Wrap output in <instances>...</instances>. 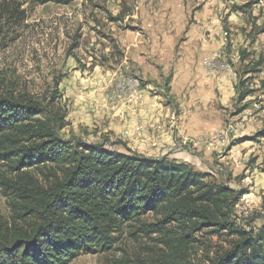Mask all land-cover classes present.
<instances>
[{"label": "rangeland", "instance_id": "rangeland-1", "mask_svg": "<svg viewBox=\"0 0 264 264\" xmlns=\"http://www.w3.org/2000/svg\"><path fill=\"white\" fill-rule=\"evenodd\" d=\"M133 78L149 123L128 115L134 92L110 98ZM0 86L45 107L57 93L63 141L187 164L241 193L236 224L264 226V0H0ZM11 219L0 180V225ZM138 228L125 224L110 252L68 264H154L157 235Z\"/></svg>", "mask_w": 264, "mask_h": 264}, {"label": "trees", "instance_id": "trees-1", "mask_svg": "<svg viewBox=\"0 0 264 264\" xmlns=\"http://www.w3.org/2000/svg\"><path fill=\"white\" fill-rule=\"evenodd\" d=\"M56 94L45 107L0 86V165L11 173L0 170V180L12 211L0 225V264H68L108 253L129 223L157 235L154 264H264V226L246 231L233 219L241 193L184 163L63 141ZM149 214L155 222H142ZM206 237L226 238L227 246Z\"/></svg>", "mask_w": 264, "mask_h": 264}, {"label": "crops", "instance_id": "crops-1", "mask_svg": "<svg viewBox=\"0 0 264 264\" xmlns=\"http://www.w3.org/2000/svg\"><path fill=\"white\" fill-rule=\"evenodd\" d=\"M143 92H144L143 89L138 88L137 92L134 91V93L129 98L124 100V103L126 104V108L129 111L128 115L130 117H132V115H134L135 117L139 116L137 120L140 122V124H144V122H147L148 120L147 118L152 116V114H150L151 109L149 107V103L148 105H145L146 97L144 96ZM141 93L143 94V99H144L143 102H140L137 100V96L140 95ZM133 109H134V112H133ZM151 118H153V116Z\"/></svg>", "mask_w": 264, "mask_h": 264}, {"label": "bare ground", "instance_id": "bare-ground-1", "mask_svg": "<svg viewBox=\"0 0 264 264\" xmlns=\"http://www.w3.org/2000/svg\"><path fill=\"white\" fill-rule=\"evenodd\" d=\"M131 81L137 85V89H138L139 88V81L137 79H134ZM118 83L116 84V86L118 85ZM114 91H116V87H115ZM134 91H136L135 88H126L125 89V85H118V92H121V93H114L113 97L119 98V96H121V97L125 98V97L129 96L130 94H132Z\"/></svg>", "mask_w": 264, "mask_h": 264}, {"label": "built area", "instance_id": "built-area-1", "mask_svg": "<svg viewBox=\"0 0 264 264\" xmlns=\"http://www.w3.org/2000/svg\"><path fill=\"white\" fill-rule=\"evenodd\" d=\"M205 65H206L209 69H214V68H215V64L212 63L211 61L206 62ZM118 85H125V89H126V88H135V90H136V92H137V85H136L134 82H132L131 80L120 81V82L118 83ZM118 85L116 86V91H114V92L112 93V95H111L110 98L113 97V94H114V93H121V92H118Z\"/></svg>", "mask_w": 264, "mask_h": 264}]
</instances>
